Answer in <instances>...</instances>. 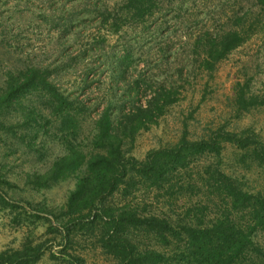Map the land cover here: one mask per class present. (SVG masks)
I'll list each match as a JSON object with an SVG mask.
<instances>
[{
  "label": "rangeland",
  "instance_id": "1",
  "mask_svg": "<svg viewBox=\"0 0 264 264\" xmlns=\"http://www.w3.org/2000/svg\"><path fill=\"white\" fill-rule=\"evenodd\" d=\"M51 3L0 0V255L7 260L0 264H120L124 251L111 238L125 236L145 246L155 235L146 227L120 230L110 216L124 204L154 210L149 201L153 193L130 174L127 185L76 219L77 207L70 199L87 166L73 169L70 159L57 162L68 155L70 143L84 155L100 150L95 119L114 75L110 62L99 66L96 53L88 51L96 42V29L83 28L76 41L63 40L59 21L51 16L60 12H53ZM116 40L111 34L105 45L114 53ZM190 50L188 45L170 63L156 67L137 62L142 52L137 48L128 62V82L156 76L152 87L141 84L140 103H147L158 83L172 87L175 101L126 139L122 149L127 157L143 161L151 150L183 139H213L220 142V154L204 155L203 162L218 163L248 188L264 191V44L253 37L211 69L202 66L203 55ZM116 98L113 106L130 104ZM79 100L91 103L92 111L71 119L68 112L80 108ZM232 138L254 143L243 147L228 141ZM258 235L264 237L263 232ZM39 251L40 257L32 258Z\"/></svg>",
  "mask_w": 264,
  "mask_h": 264
},
{
  "label": "trees",
  "instance_id": "2",
  "mask_svg": "<svg viewBox=\"0 0 264 264\" xmlns=\"http://www.w3.org/2000/svg\"><path fill=\"white\" fill-rule=\"evenodd\" d=\"M51 1L53 12H60V16H51L59 21L58 34L63 40L76 41L77 31L96 29V42L88 51L96 53L99 66L105 68L111 63L112 81L116 83L104 94V106L95 119L100 150L84 155L70 143L68 155L57 162L59 166L70 159L73 169L87 166L70 199L77 207L76 219L97 209V200L127 185V178L134 174L153 193L149 201L154 210L124 204L110 219L120 230L146 227L155 237L145 246L125 236L111 238L110 242L124 251L120 264H264V237L258 235L264 233V191L248 188L218 163L203 162L204 155L220 154V142L183 139L172 147L151 150L143 161L127 157L122 149L126 139L147 127L175 101L172 87L158 83L150 90L147 103H140L141 84L149 82L152 87L150 81L156 76L140 75L134 83L128 82L129 60L137 48L142 49L137 62L161 67L189 45L191 53L203 55L202 66L211 69L253 37H260L264 44V0ZM103 30L107 35H102ZM111 34L117 36L115 53L105 46ZM153 57L158 58L150 61ZM117 95L116 100L126 99L130 104L113 106ZM79 102L80 108L71 109L69 118L92 111L91 103ZM228 141L243 147L254 143L244 144L234 138ZM260 151L263 154L264 147ZM41 254L39 251L32 258ZM1 256L2 262L7 261Z\"/></svg>",
  "mask_w": 264,
  "mask_h": 264
}]
</instances>
